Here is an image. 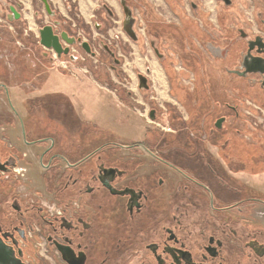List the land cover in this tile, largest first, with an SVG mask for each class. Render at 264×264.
Instances as JSON below:
<instances>
[{
	"label": "flooded vegetation",
	"instance_id": "flooded-vegetation-1",
	"mask_svg": "<svg viewBox=\"0 0 264 264\" xmlns=\"http://www.w3.org/2000/svg\"><path fill=\"white\" fill-rule=\"evenodd\" d=\"M118 1L121 14L101 1L88 24L77 1L64 0L65 16L50 0L52 14L43 0H34L39 31L27 34L49 62H68L54 67L65 76V92L42 82L37 94L18 98L12 70L0 74V264H264V126L254 125L264 73L253 61L264 58V11L254 23L257 33L253 24L229 19L231 0L227 12L217 14V30L209 28L218 54L212 48L204 54L198 31L191 33L200 47L195 59L172 53L168 40L162 47L159 42L160 56L198 69L204 92L190 104L183 91L158 98L165 81L156 65L161 88L140 71L134 88L118 75L131 54L124 40L141 50L155 23L142 12L145 0ZM195 2L193 15L204 26ZM0 3V14L14 7L23 19L16 0ZM47 25L67 54L41 44ZM63 32L75 42L62 39ZM88 58L118 73L113 92L123 108L110 96L113 78L77 76L91 70ZM214 70L228 77L226 92L215 91ZM5 95L16 114L3 109ZM105 107V117L119 109L129 123H99Z\"/></svg>",
	"mask_w": 264,
	"mask_h": 264
},
{
	"label": "rangeland",
	"instance_id": "rangeland-1",
	"mask_svg": "<svg viewBox=\"0 0 264 264\" xmlns=\"http://www.w3.org/2000/svg\"><path fill=\"white\" fill-rule=\"evenodd\" d=\"M192 1L194 0H185V4L187 5L186 12L190 13L191 15H193L194 13V11L192 10V4H191ZM195 1L197 2L195 3L198 5V10H196V12L198 13L199 12L201 13L210 12L209 10H207L208 9L207 7H210L214 11L217 8L218 13L227 12V9H225L223 6L219 8V4L215 5V2L213 0H195ZM233 3H234L233 9L229 8L230 11L232 12L231 14H229V16H231V19L233 18L235 19L237 18L239 20L241 19L243 20L242 22L246 23L248 26L250 24H253L255 26L254 31L258 33L259 30L255 24L258 23L257 20L259 21V19L257 18L258 13L264 11V0H233ZM210 13H214V12L211 11ZM0 16L3 17V19L7 20L5 13L4 15L0 14ZM195 17L198 19V23H199V26L196 27V29H198V31L199 29L207 31V33L210 34L209 28L207 29L206 27H204L206 24H208V21L206 20L207 22L205 21L204 23L206 24L203 26L202 24L203 22L198 18V16H195ZM205 19L206 18H204L203 20ZM213 23L217 25V22L213 21ZM10 24L7 25L3 20L0 21V74L4 75L8 70H12L11 71L12 73L9 71L10 75H8V77L11 76L13 78L12 79L10 77L11 78L10 81H12L10 82L11 83L10 86H12L13 92L14 90H17V91H21L22 93H36L37 94L38 92L37 90L42 88L41 84L43 82V78L44 76L48 75L49 70L56 72V73L57 72L62 73L54 68L56 67V65H59V64L58 63L55 64L54 62H49V59L47 57H44L43 49L38 47V43H36L35 38L31 37L30 35L28 36V34L26 33V31L28 30H25L23 32V30L27 27L22 28L21 22L15 23V25L12 23ZM12 25H13V29L10 28V26ZM191 32L193 31L191 30ZM194 40L197 41V39L195 38ZM124 41L129 47V53L131 54L130 55L128 54V58L126 59V64L124 63L125 67L123 65L121 68H119V74L116 73V71H114L110 66H107V64H101V63L99 64V62L93 63V61H95L96 59L93 60L91 58H88L86 63L90 66L91 70H89L88 73L83 71L84 73L80 74L79 72V74L77 75L78 77L85 76L86 78H89L92 81L94 79V80H98L99 82H101L100 80L102 79L106 81V79L113 78L114 81L112 82L114 83V85H110L108 86V88H109L110 96L114 100L115 105H118V108H123L120 103V99L118 100L119 94L116 95L117 93H115L117 92L115 87L116 85H119L121 81L119 80L118 82V78H119L118 75H120L121 79L123 80L127 79L130 81V83H133V84H130V86L134 88L135 86L134 82L136 81V78H137V76L135 75V72L137 73L138 71H140L144 73L145 76L149 77L151 79L152 84H154L155 87L157 88V85H159L157 80L159 78L157 76V73H153L155 70L154 68L155 65L158 67V70L161 69V71L163 72V74H161L162 72L161 73L159 72L161 74L160 77H168L170 79L169 81L170 85L168 84L170 86L169 93L171 92V87H172L173 93H176V92L178 93V92L183 91L185 93V98H188L189 103L192 104L193 102L197 101L196 100V98H198L197 96H199L200 93L204 92L203 87L201 85L202 83L201 84L198 83L199 81L198 78L200 77L199 73L197 75L196 74L197 72H195L194 68L190 67L187 69L186 66L181 65V63L178 62L181 60V58H177V57H176L177 59L173 58L172 59L173 63L169 61L171 63V66L166 68L165 64H161L158 61V59H156V54H154V52L152 51L153 50L152 46L150 45V43L148 44L146 42L147 41L146 37L144 40L145 42L144 48H142L141 50L139 49L138 44L133 45L128 40H124ZM247 44H249V42ZM200 47L202 48L206 56L209 55L208 52L210 51H212L213 54L219 53V49L214 50L212 48L209 51V49L211 48L210 46L203 47L202 45H200ZM135 51L137 52V55L135 54ZM192 56H195V55L193 54ZM147 59L150 61H145ZM98 60L102 61L104 59H102L101 57V58H98ZM154 60L158 61L159 63H156ZM43 61L46 62V65H49V68H46V67L43 69L40 68V66L42 67ZM77 70L79 71L80 69H77ZM84 70L86 71V69ZM43 71H44V74H43ZM219 73H220L219 71L212 72V80L214 82V87H215L214 89L216 92H226L227 91L226 90L227 81L224 78L225 76L224 75L220 76L218 75ZM195 78L197 82L194 81ZM159 88H161L160 85H159ZM163 91L165 90L164 89L159 90L158 98L161 100L163 99L161 97H165V99L168 98ZM251 91L252 90H248V92H251ZM134 92H137V91L135 90ZM10 95H11L10 99L12 101V104L16 108V103L12 99L13 98L12 91ZM258 97L259 99L256 96L254 99V123H255L254 125H257L259 129H263L264 114H262V110L264 109V105H263V102L261 101L263 96L259 95ZM4 99H6L5 103L7 104L5 105L3 101L1 102L3 105V109H5V112H6V107H7L10 113L16 114L14 108H12V105L10 104V99L7 97V95L4 96ZM118 110L119 109H117V112L114 115L112 114V116L105 117L106 114L109 115L105 107L104 112L102 114L103 116L97 117L96 119L95 118L94 119L98 121L99 123L105 124L107 126H112V127H117V125H121L123 123H129L127 116L125 117L123 116L124 114L122 113V110L120 111ZM131 112L132 111L126 108V111H125L126 114H129ZM136 116H138V114H136ZM185 116H187L186 113H185ZM135 120H134V124H137ZM141 124H144V123L142 122ZM49 126H52V124H49ZM256 155L261 156L259 153L255 152V156Z\"/></svg>",
	"mask_w": 264,
	"mask_h": 264
},
{
	"label": "crops",
	"instance_id": "crops-1",
	"mask_svg": "<svg viewBox=\"0 0 264 264\" xmlns=\"http://www.w3.org/2000/svg\"><path fill=\"white\" fill-rule=\"evenodd\" d=\"M74 1L78 2L80 15L84 18V21L88 24H90L91 21L93 20L94 15H95V10L97 9V7L99 6L101 1L108 2L109 4L114 6V8L116 9V11L119 14L122 13L118 0H74ZM213 1L215 2V5L219 4V8L221 6L226 8L228 5L223 0H213ZM16 2H18L22 6V17L27 22L28 31L31 34H34L35 36H37L38 31H39V25H40L39 22L37 21V17H36L37 4L34 3V0H16ZM50 2L52 3V5L55 9L60 10L62 12V14H64L65 16H69V10L67 9V6H66L64 0H50ZM141 2H143V1H141ZM143 3L146 5L145 6L146 9L145 10L142 9V12L148 13L149 19L152 22H155L153 24V30H152L153 32L149 31V37H146L147 38L146 42L148 44L150 43V45L152 46V44H151V41H152V43H153V46H152L153 50L152 51L154 52V54H156V59H158V61L161 64H162V62H165L167 67H170L169 66L170 62L174 57L171 55L169 57H167L166 55L162 57L157 52V50L159 49V46H158L159 42H160V46L162 47L165 44V40H168V42L172 45V50H171L172 53L173 52H179L184 57L187 56V58H189V59H195L196 58L195 57L196 56L195 51L200 50V47L197 44V41L194 40L195 37H193L192 34L195 33L196 31H198V29H196V27L199 26V23H198V19L195 16L186 12V6L187 5L185 4V0H145V2H143ZM83 4L85 5L86 8H82V7H84ZM0 5H4V3H2V4L0 3ZM207 8H208L207 10H209L210 12L213 11L214 13L203 12L202 18L203 19L206 18L204 21H206V20L208 21V24H206L208 28H211V29L213 28V29L217 30L218 23H217V25H215L213 23V21L217 22V14H218L217 8L215 11L212 10L210 7H207ZM4 13L6 14V12H4ZM160 13H163L165 15L166 20H163L162 18H161L162 20L160 19V17L158 16V14H160ZM185 13L187 15H185ZM220 13H222V12H220ZM231 13L232 12H230V14ZM44 19L47 20V17H45V15H44ZM229 19H231V16H229ZM184 21H185V24H184ZM242 21H239V23ZM242 26L246 27L247 25H246V23L243 22ZM191 30L193 32H191ZM198 32L199 33L201 32L204 35V40H205L204 44L206 46L211 47L213 44H216L214 42V38L212 37V35L208 34L207 31L199 29ZM200 36H201V34H200ZM144 40H145V38H144ZM41 49H43V52H46V50L44 48L41 47ZM162 52L163 51L161 50V54H162ZM135 54L137 55L136 51H135ZM193 54L195 56H192ZM44 56H46V55H44ZM145 61H150V60L147 59ZM154 61L156 63H159L156 60H154ZM191 62H194V61H191ZM45 67L49 68V65H46V62L43 61L42 67L40 66V68L43 69ZM194 67L195 66H193V68ZM194 69H196V71H198L197 68H194ZM213 72H217V71L214 70ZM43 74H44V71H43ZM211 74H212V72H211ZM135 75H136V73H135ZM218 75H220V73ZM224 76H225L224 77L225 80L227 81L228 77L226 75H224ZM64 77L65 76L61 73H58V72L56 73V72L49 70L48 75L44 76L43 82L47 83V85L50 83H54V84L58 85L57 89H56L58 92H65L64 87H62V85L65 83ZM163 78L165 81V86L163 85V88L165 90L164 93H165V95H168L169 90H170V86H169L170 85V82H169L170 79L168 77H163ZM171 89H172V87H171ZM13 93L15 94L16 97L19 98L20 94L22 92L14 90ZM67 93H69V92H67ZM259 93L263 96L262 100H264V95L262 94V92H259ZM254 137H255L254 140L256 138L259 139V135L255 136V132H254Z\"/></svg>",
	"mask_w": 264,
	"mask_h": 264
},
{
	"label": "water",
	"instance_id": "water-1",
	"mask_svg": "<svg viewBox=\"0 0 264 264\" xmlns=\"http://www.w3.org/2000/svg\"><path fill=\"white\" fill-rule=\"evenodd\" d=\"M45 2L46 8L49 13L52 14L51 8L49 5L48 0H43ZM227 4L231 3V0H224ZM11 14H8L7 17L10 21L17 20L20 18V14L17 12V10L14 7H11ZM14 14V15H13ZM40 37H41V44L48 48V49H54L59 56H61L62 53L67 54L69 52L68 48H63V45L60 41V36L54 33L53 27L51 25H47L40 29ZM62 39L66 40L68 43H74L75 40H71L68 37L67 32H63L61 35ZM83 46L90 51L88 44L86 42L83 43ZM255 65H257L258 69H255V71H259L260 73H264V58H256L253 60ZM245 67H247L246 63L243 64ZM252 71L250 68H246V72ZM143 81H147V77L140 75L139 76ZM23 126V125H22ZM23 132L25 133V129L23 126Z\"/></svg>",
	"mask_w": 264,
	"mask_h": 264
},
{
	"label": "built area",
	"instance_id": "built-area-1",
	"mask_svg": "<svg viewBox=\"0 0 264 264\" xmlns=\"http://www.w3.org/2000/svg\"><path fill=\"white\" fill-rule=\"evenodd\" d=\"M2 20H3L7 25L10 24L6 19H3V17L0 16V21H2ZM10 25H11V24H10ZM10 28L13 29V25L10 26ZM26 33H27V31H26ZM56 60H58V59L56 58ZM58 64L61 65V66H63V67H68V62H67V61H64V60L58 61Z\"/></svg>",
	"mask_w": 264,
	"mask_h": 264
},
{
	"label": "trees",
	"instance_id": "trees-1",
	"mask_svg": "<svg viewBox=\"0 0 264 264\" xmlns=\"http://www.w3.org/2000/svg\"><path fill=\"white\" fill-rule=\"evenodd\" d=\"M2 15H4V14H2ZM18 22H21V24H22V28H23L24 26H26V22H25V20H23V19H20V20H14V21H12V22H10V23H12V24L15 25V23H18Z\"/></svg>",
	"mask_w": 264,
	"mask_h": 264
},
{
	"label": "bare ground",
	"instance_id": "bare-ground-1",
	"mask_svg": "<svg viewBox=\"0 0 264 264\" xmlns=\"http://www.w3.org/2000/svg\"><path fill=\"white\" fill-rule=\"evenodd\" d=\"M84 4H85V3H84ZM84 4H83V5H84ZM82 8H86L85 5H84V7H82ZM31 21H32V20H31Z\"/></svg>",
	"mask_w": 264,
	"mask_h": 264
}]
</instances>
